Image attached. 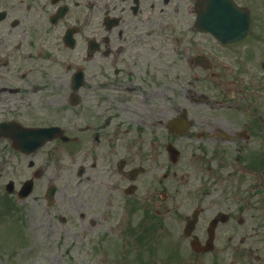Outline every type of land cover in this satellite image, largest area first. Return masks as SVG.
I'll return each instance as SVG.
<instances>
[{
  "label": "flooded vegetation",
  "instance_id": "1",
  "mask_svg": "<svg viewBox=\"0 0 264 264\" xmlns=\"http://www.w3.org/2000/svg\"><path fill=\"white\" fill-rule=\"evenodd\" d=\"M195 1L0 0V186L30 183L0 207L39 246L190 263L264 228V34L222 44Z\"/></svg>",
  "mask_w": 264,
  "mask_h": 264
},
{
  "label": "rangeland",
  "instance_id": "2",
  "mask_svg": "<svg viewBox=\"0 0 264 264\" xmlns=\"http://www.w3.org/2000/svg\"><path fill=\"white\" fill-rule=\"evenodd\" d=\"M240 6L246 7L250 10L251 17L254 23V33L262 34L264 30V0H236ZM65 60H67L65 58ZM66 91H64V95ZM17 180L25 178V172H18ZM16 182L15 184H17ZM68 196L70 195L67 190ZM0 196H6L4 191V186L0 187ZM17 206H20L14 211H24L22 208L23 203L17 202ZM1 208V207H0ZM3 212H0V219H4L8 222L16 221L20 232H17L11 228H0V264H25V262H38V264H75L76 262H111V257L108 255L115 252V250H101L94 251L90 250L88 252L84 250L69 251L64 246H55L53 241L56 239V234L49 235L50 240L48 245L39 246L38 243L43 242L41 240L42 235L36 234L35 230L29 226V221L24 216L12 215L13 219H8L6 217L5 211L1 208ZM54 210H57L54 209ZM10 214V213H9ZM258 221V220H257ZM261 231V229H260ZM180 235V234H179ZM178 236V234H177ZM38 238L35 240V238ZM243 237H239L224 234L223 239L218 242L219 251L214 252L211 255L205 256L200 264H213V262H218L219 264H246V257L243 252L247 251L248 245H240L239 240ZM252 240V245L250 247L259 248L260 250L254 252V256H259L262 263L264 264V234L252 235L250 236ZM44 238V235H43ZM177 245L181 248V255L185 259L190 257V251L184 245L183 240L177 238ZM183 244V245H180ZM167 250L160 252L159 258L155 264H164L162 262ZM107 254V255H106ZM257 254V255H256ZM85 255V256H84ZM92 256V257H86ZM97 257V258H96ZM174 258V257H173ZM177 262V260L174 258ZM251 262L249 264H257L253 262V258L249 259ZM178 263V262H177ZM198 263V264H199ZM152 264V263H151ZM180 264V263H179Z\"/></svg>",
  "mask_w": 264,
  "mask_h": 264
},
{
  "label": "water",
  "instance_id": "3",
  "mask_svg": "<svg viewBox=\"0 0 264 264\" xmlns=\"http://www.w3.org/2000/svg\"><path fill=\"white\" fill-rule=\"evenodd\" d=\"M198 3L197 22L198 27L213 35H221L225 29L231 36L244 35L247 28L238 23L239 18L246 19L245 13L235 11L228 0H206ZM223 19V21H222ZM229 20H232L231 22ZM230 23V24H229ZM243 29V31H242Z\"/></svg>",
  "mask_w": 264,
  "mask_h": 264
}]
</instances>
